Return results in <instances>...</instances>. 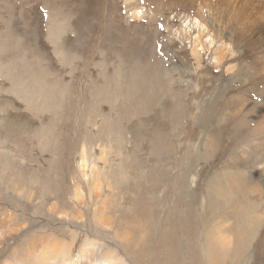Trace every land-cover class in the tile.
Returning a JSON list of instances; mask_svg holds the SVG:
<instances>
[{
  "label": "rangeland",
  "instance_id": "obj_1",
  "mask_svg": "<svg viewBox=\"0 0 264 264\" xmlns=\"http://www.w3.org/2000/svg\"><path fill=\"white\" fill-rule=\"evenodd\" d=\"M0 205V259L54 232L164 264L175 220L174 264H264V0H0Z\"/></svg>",
  "mask_w": 264,
  "mask_h": 264
},
{
  "label": "bare ground",
  "instance_id": "obj_2",
  "mask_svg": "<svg viewBox=\"0 0 264 264\" xmlns=\"http://www.w3.org/2000/svg\"><path fill=\"white\" fill-rule=\"evenodd\" d=\"M139 9L140 8L134 10V16H139L141 10ZM183 23L185 24L182 30L186 32H191L194 28L197 30V33L194 35V42H197L193 49L195 54H199V51L208 49V47L211 48L216 43V39L213 37L214 34L212 35L205 24L201 23L197 18L185 17ZM203 33L204 35L202 36ZM203 44L206 46H203ZM229 49V42L217 44L212 57L213 63L217 66L220 65L226 52H229V56H234V52L230 53ZM196 57L198 58L197 55ZM20 212L25 214L24 210H20ZM187 215L188 213L182 218L188 217ZM24 219H18L10 210L0 205V255L4 254L2 251L8 246L9 242L15 239L17 240L20 238L19 236H22L25 226L23 224L22 226L24 227L22 228V226H18L15 221H24ZM175 223H177V221L174 220L172 223L173 227L168 229L169 231L167 234H161V237L157 240V242L164 247L163 254L165 260H162L164 264L176 263L177 252L174 247L180 242V240L177 239V237H180V233L177 232ZM179 226L186 231L188 230V227L184 224H179ZM53 233L49 234L51 238L48 237V234L45 235L44 233L41 237L36 234L29 238L23 237L24 240H21V242L14 246L4 258L0 259V264H128L120 257L121 254L117 249L105 246L101 241H84L80 245L78 251L74 253L72 251L75 248V237L72 238L70 244H65L56 239L60 234L57 236V234ZM46 241L49 242V244H45L44 242ZM146 245V242L142 241L139 247L146 252ZM166 259H169V262L166 261Z\"/></svg>",
  "mask_w": 264,
  "mask_h": 264
}]
</instances>
